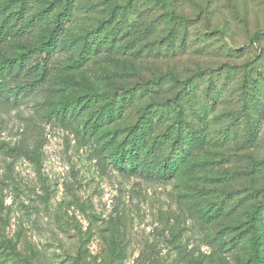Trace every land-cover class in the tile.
<instances>
[{"label": "rangeland", "instance_id": "1", "mask_svg": "<svg viewBox=\"0 0 264 264\" xmlns=\"http://www.w3.org/2000/svg\"><path fill=\"white\" fill-rule=\"evenodd\" d=\"M170 1L191 19L187 29L175 32L148 0H74L48 81L17 99L0 98V264L250 261L252 234L259 228L264 236V35L253 39L264 33V0ZM28 5L19 23L43 20L0 54L20 57L23 45H40L62 10L60 0ZM104 21L99 34H114L113 50L71 69V53ZM200 38L210 39L205 50L183 47ZM122 88L136 102L102 128L101 143L85 135L82 116H58L64 95L99 94L87 116ZM176 101L205 139L187 169L167 181L120 172L105 141L123 136L153 102L169 104L161 115L170 125Z\"/></svg>", "mask_w": 264, "mask_h": 264}, {"label": "trees", "instance_id": "2", "mask_svg": "<svg viewBox=\"0 0 264 264\" xmlns=\"http://www.w3.org/2000/svg\"><path fill=\"white\" fill-rule=\"evenodd\" d=\"M148 1L156 5L159 4L165 10L167 23H170V27L175 32L178 25L185 29L188 28L191 19L181 13V10L172 1ZM73 2L74 0H60L62 10L54 16L53 26L40 45L37 47H34L33 44L23 45L20 57L0 54V98L17 99L18 96H24L31 89L39 88L41 84L48 81L51 66L55 63L58 38L65 30V22L71 18ZM30 8L28 0H0V47L12 45L19 35H30L40 20H43L41 17H37L36 20L34 18L20 24L19 21L23 20L24 14ZM46 9H42V16L51 12V9ZM105 25L104 21L93 31L87 33L78 48L74 53H71L69 58L71 69L81 68L94 53L100 52L103 48L108 52L113 50V44L116 41L115 36H111L114 34L108 33L104 38H101L99 34L106 28ZM262 31L256 32L253 39L257 40L264 35ZM209 41L210 39L200 38V41H195V43H187L185 39L183 47L186 45V50L189 47L191 52L198 46L197 51H203L208 47L207 42ZM204 42L207 45L199 47ZM207 50L209 52L210 49ZM192 83H187L185 89L189 90ZM189 92L191 91H188L186 95L189 96ZM250 96L251 101L255 103L257 101L255 94L250 93ZM99 98H101L99 94L89 95L85 99L64 95L59 101L57 109L58 116L64 121L66 119L79 120V117L82 116L81 124H83L85 135L94 138L96 143H101L104 140L101 134L102 128L112 124L118 118H122L124 112L136 102V95L130 90L122 88L111 95L100 111L88 113L87 116L83 115V112L95 105ZM209 98H211L210 95ZM211 100L214 99L211 98ZM168 106L169 104L165 105L163 102H153L147 105L139 112L138 121L125 129L123 136L105 141L107 143L106 157L120 172L130 175L141 174L154 180H171L187 169V162L192 152L202 149L205 144L204 137L196 128L195 120L191 119L188 109L186 110L177 101L170 104L174 115L171 124L166 126V121L163 120L164 116L161 113ZM258 109L264 111L261 106ZM201 113L200 111L197 113L196 109H193L190 114L196 120L200 119L201 122L205 120V123L208 124L207 119ZM258 208H255L251 214L254 222L255 219L258 220L256 218V214H259L260 211ZM258 231L255 229L252 234L254 251L250 261L241 264H264V255L261 253L264 236L262 232ZM234 241L238 245L242 243L241 240L234 239Z\"/></svg>", "mask_w": 264, "mask_h": 264}]
</instances>
